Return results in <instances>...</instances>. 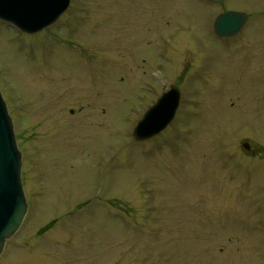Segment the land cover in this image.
<instances>
[{
  "label": "rangeland",
  "instance_id": "obj_1",
  "mask_svg": "<svg viewBox=\"0 0 264 264\" xmlns=\"http://www.w3.org/2000/svg\"><path fill=\"white\" fill-rule=\"evenodd\" d=\"M228 9L249 18L219 38ZM171 83L174 119L134 140ZM0 90L28 204L0 264H264V0H71L36 33L0 19Z\"/></svg>",
  "mask_w": 264,
  "mask_h": 264
},
{
  "label": "water",
  "instance_id": "obj_2",
  "mask_svg": "<svg viewBox=\"0 0 264 264\" xmlns=\"http://www.w3.org/2000/svg\"><path fill=\"white\" fill-rule=\"evenodd\" d=\"M223 2L224 0H211ZM70 0H0V19L18 29L35 33L53 24L68 8ZM248 13L226 10L213 21V31L221 37L239 32ZM181 92L170 84L136 122L132 135L136 141L149 139L173 120ZM248 149V142H243ZM22 152L18 147L14 125L6 101L0 91V254L5 242L20 227L27 211V201L21 179Z\"/></svg>",
  "mask_w": 264,
  "mask_h": 264
}]
</instances>
